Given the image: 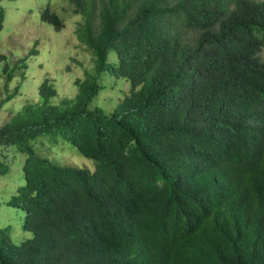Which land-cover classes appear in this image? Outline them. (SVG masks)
I'll return each mask as SVG.
<instances>
[{"label":"trees","instance_id":"trees-1","mask_svg":"<svg viewBox=\"0 0 264 264\" xmlns=\"http://www.w3.org/2000/svg\"><path fill=\"white\" fill-rule=\"evenodd\" d=\"M63 1L69 6L65 12L83 19L78 38L94 65L76 79L74 98L54 104L58 91L46 77L39 86L41 101L0 124V149L13 146L16 160L26 154L19 171L8 177L16 181L22 175V183L6 204L18 219L0 228V264H69L75 242L91 247L81 232L84 214L94 215L98 207L113 212L123 186L128 189L130 180L147 183L169 148L195 161H216L219 147L203 139L204 131L217 132L221 140L264 139V0ZM40 14L57 30L64 26L51 3ZM37 53L33 48L29 56ZM0 61L7 84L18 71L25 77L27 58L12 64L0 53ZM20 87L21 81L0 109ZM109 89L116 96L102 103ZM175 117L188 120V130L199 128L193 142L181 131L166 139L165 126ZM139 134L148 153L131 142ZM252 146L262 148L258 141ZM64 148L92 165L50 159ZM228 160L223 171L236 187L246 175L264 185L255 165L247 170L237 165L245 157ZM139 211L133 210L135 218ZM257 220L264 222V215ZM145 225L141 254L130 264H213L216 256L237 253L209 241L164 250V234L149 220Z\"/></svg>","mask_w":264,"mask_h":264},{"label":"clouds","instance_id":"clouds-1","mask_svg":"<svg viewBox=\"0 0 264 264\" xmlns=\"http://www.w3.org/2000/svg\"><path fill=\"white\" fill-rule=\"evenodd\" d=\"M63 6L69 7L67 4ZM61 16L65 26L66 17L64 14ZM28 57L29 54L24 58L28 60ZM38 97V100L26 104L41 101L39 93ZM55 98L51 99L52 102L59 105L64 98L74 97H64L57 101L59 103L54 102ZM229 103L225 104V108ZM185 112L193 115V111ZM188 122L179 117L173 118L165 126L166 139L181 131L193 142L199 128L188 130ZM141 137V134L132 135L131 142L148 153ZM203 139L219 147L216 161H195L188 158L183 150L171 147L166 151L158 172L153 177L150 175L147 183L136 184L130 180L128 189L123 186L112 202L113 212L99 207L94 215L86 212L81 232L83 241L91 247H80L75 242V252L69 264H130L141 254L147 220L166 237L165 243L160 246L164 250L195 241H209L218 249L227 247L237 252L229 257L216 256L213 264H264V222L257 220L258 216L264 215V185L254 184L246 175L240 186L236 187L222 167L231 157L241 156L245 160L237 165L245 170L255 165L264 174V139L246 140L240 137L221 140L214 131H204ZM252 141L260 142L261 150L255 149ZM12 147L6 150L11 148L15 154ZM23 156L22 164L26 154ZM52 157V161L63 164L58 161L59 155ZM61 161L63 165L91 166ZM133 185L136 187L133 188ZM137 207L140 208L139 218L133 214Z\"/></svg>","mask_w":264,"mask_h":264},{"label":"rangeland","instance_id":"rangeland-1","mask_svg":"<svg viewBox=\"0 0 264 264\" xmlns=\"http://www.w3.org/2000/svg\"><path fill=\"white\" fill-rule=\"evenodd\" d=\"M49 1L54 10L66 17L62 30H57L53 25L40 19V11ZM3 2L6 18L4 28L0 32V53L7 54L12 62L26 57L33 48L38 53L28 57L25 77L22 78L20 73H17V77L9 84L3 75L4 62L0 61V103L13 93L17 82L22 81L17 95L5 101L0 109V123L7 121L27 102L38 100L39 86L46 77L51 79L58 90L54 102L59 103L57 101L64 97H75L77 93L75 80L84 78L85 71L94 65L91 52L78 38L77 29L83 19L64 12L63 5L66 3L63 0H4ZM261 56L264 58V50ZM115 90L113 92L109 89L101 98V102L112 100L116 96ZM52 154L59 155L65 162L81 166L92 165V160L76 156L74 152H68L66 149ZM23 159L24 157L19 155L16 160L11 148L0 150V228L18 219L15 212L6 211V203L22 183V175L16 181H10L8 177L19 171V163L23 162ZM52 159L55 160L53 157ZM9 170L10 173L4 175Z\"/></svg>","mask_w":264,"mask_h":264}]
</instances>
